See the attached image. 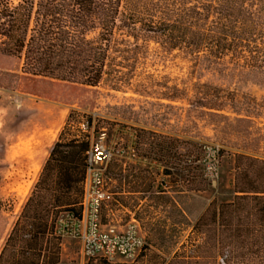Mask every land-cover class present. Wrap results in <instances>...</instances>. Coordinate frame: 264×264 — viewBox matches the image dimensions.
<instances>
[{"label": "rangeland", "instance_id": "374dc122", "mask_svg": "<svg viewBox=\"0 0 264 264\" xmlns=\"http://www.w3.org/2000/svg\"><path fill=\"white\" fill-rule=\"evenodd\" d=\"M155 1L134 0L136 11L152 13ZM138 26L130 32L119 17L106 73L93 87L25 75L21 61L7 56L14 65L0 70L11 78L9 83L0 78V249L71 111L77 114L66 136L101 142L112 155L106 182L114 202L103 209V223L128 217L115 202L121 201L123 179L132 189L138 175L144 192L153 179L148 160L158 179V194L151 199L157 208L135 215L146 242L141 255L134 262L87 264H153V253L169 259L185 243L193 211L234 196L235 155L264 158V71L196 59ZM84 115L102 120L95 131V121L88 127ZM211 147L219 148L214 182L204 178L200 164ZM161 167L170 174L160 184ZM59 242L60 264H84L77 240Z\"/></svg>", "mask_w": 264, "mask_h": 264}, {"label": "trees", "instance_id": "16d2710c", "mask_svg": "<svg viewBox=\"0 0 264 264\" xmlns=\"http://www.w3.org/2000/svg\"><path fill=\"white\" fill-rule=\"evenodd\" d=\"M123 2L0 0V54L18 58L25 75L93 87L106 73L121 17L130 32L139 24L169 49L264 71V0H157L152 13L136 11L134 0H126L124 8ZM74 114H68L4 240L0 264H60L54 223L63 212L80 215L90 146L88 138L66 136ZM84 116L88 127L95 121L94 131L102 121ZM235 158L232 199L211 201L181 249L169 259L153 253V264H264V158ZM163 173L170 174L169 169Z\"/></svg>", "mask_w": 264, "mask_h": 264}, {"label": "built area", "instance_id": "2783aa9c", "mask_svg": "<svg viewBox=\"0 0 264 264\" xmlns=\"http://www.w3.org/2000/svg\"><path fill=\"white\" fill-rule=\"evenodd\" d=\"M111 156L101 142L90 143L85 153L86 172L80 215L76 217L63 212L54 223L56 236L79 242L84 264L91 259L111 261L115 258L134 262L146 246L139 224L134 218L124 223L121 220H110L107 223L102 221L103 209L114 202L113 193L106 182ZM200 164L204 178L214 182L219 176V148H207Z\"/></svg>", "mask_w": 264, "mask_h": 264}, {"label": "crops", "instance_id": "0c3cea01", "mask_svg": "<svg viewBox=\"0 0 264 264\" xmlns=\"http://www.w3.org/2000/svg\"><path fill=\"white\" fill-rule=\"evenodd\" d=\"M13 65H14L13 61H12V59H10V57H7V56L0 57V66L4 67V68H0V70L2 69V71L8 72V70L6 68H11ZM0 78L5 83H9L11 80L9 75L3 74L1 72H0ZM138 161L142 162V163L145 162L144 160H140V159ZM155 167H156V165L154 163H151V160H148V169H149L148 173L153 174V179H152V181H151V179L149 180L148 187L144 192H141L139 189L140 178L138 177V175L134 176V180L132 182V185H133L132 189L130 187L131 182H127V184L125 185V182L123 179V181H122L123 183H122V187H121L122 190L119 192V196H121L119 198L121 201H118V206H119L118 211L122 214V216H125L126 213L128 216L127 218L124 219V221H122L123 223L126 222L128 219H131V218H134L138 222V220L135 218V215L138 214V211H140V209L146 208L148 210V212H150L151 209L157 208L155 203H153L151 206V199L156 198L155 196L158 194V192H157L158 190H156L157 184H158V179L156 177V173L153 170H151V169H156ZM159 173H160L159 174L160 184L162 182L166 183L165 180L169 176V174L163 173V167H161L159 169ZM160 193L161 194H163V193L170 194V192H160ZM129 201H133L134 204L129 205ZM203 211H204V207H202L201 209H196L195 211H193L191 214V217L190 218L188 217V219L190 220V223L193 224L198 219V217L200 216V214ZM138 224L140 227L139 222H138ZM2 228H3L2 225H0V230ZM140 232H141V229H140Z\"/></svg>", "mask_w": 264, "mask_h": 264}, {"label": "bare ground", "instance_id": "6f19581e", "mask_svg": "<svg viewBox=\"0 0 264 264\" xmlns=\"http://www.w3.org/2000/svg\"><path fill=\"white\" fill-rule=\"evenodd\" d=\"M21 138V137H20ZM33 138V137H32ZM22 139V138H21ZM33 140V139H32Z\"/></svg>", "mask_w": 264, "mask_h": 264}]
</instances>
